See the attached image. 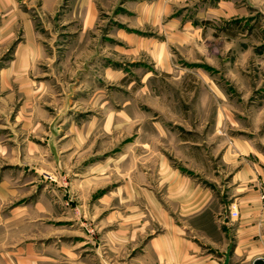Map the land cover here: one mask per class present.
Here are the masks:
<instances>
[{"label": "rangeland", "instance_id": "rangeland-1", "mask_svg": "<svg viewBox=\"0 0 264 264\" xmlns=\"http://www.w3.org/2000/svg\"><path fill=\"white\" fill-rule=\"evenodd\" d=\"M123 1L76 53L72 0H0V27L18 13L0 71L25 64L31 86L0 89V264H166L175 184L223 198L237 170L264 173V13L207 26L179 9L137 52L116 36Z\"/></svg>", "mask_w": 264, "mask_h": 264}, {"label": "crops", "instance_id": "crops-1", "mask_svg": "<svg viewBox=\"0 0 264 264\" xmlns=\"http://www.w3.org/2000/svg\"><path fill=\"white\" fill-rule=\"evenodd\" d=\"M118 2L120 0H72L68 15L73 21L70 23L72 31L78 30L72 39V49L76 53H81L82 48L86 49L95 39L88 40L86 33L95 25L100 8L113 10ZM121 5L120 14L113 16L120 23L116 36L122 42L133 43L137 52L142 50V33L139 32L153 31L156 35V27H176L181 21L170 15L179 9L184 13L195 12L200 20L208 21L207 26L209 22L237 19L248 21L250 26L258 12L264 13V0H124ZM11 6L8 8L9 23L0 27V41L6 40L16 28L18 13L13 3ZM1 8L5 6L0 4V11ZM187 16L183 25L192 27L193 19ZM29 25L30 22L26 28ZM124 27L136 32H128ZM33 38V32H28L25 43L32 44ZM28 49L20 52V59L29 60L34 56L32 49L30 52ZM24 66L18 68L14 63L2 69L0 89L11 91L17 82L26 88L27 82L21 77L27 73ZM18 75H21L19 79ZM10 77L14 79L7 85ZM27 87L30 90L31 86ZM261 165L252 164L237 170L227 186H223L227 189L223 198L215 197L209 189L193 182H184L179 191L175 184L172 189L180 205V214L174 226H170L167 247L159 249L167 257L166 264H223L228 249V264H264V199L261 198L264 173ZM4 185L0 184V189L6 188ZM232 210L236 211V217L231 216Z\"/></svg>", "mask_w": 264, "mask_h": 264}, {"label": "built area", "instance_id": "built-area-1", "mask_svg": "<svg viewBox=\"0 0 264 264\" xmlns=\"http://www.w3.org/2000/svg\"><path fill=\"white\" fill-rule=\"evenodd\" d=\"M261 198L264 199V181L262 182ZM231 216H232V217H236V216H237L236 211L232 210V211H231Z\"/></svg>", "mask_w": 264, "mask_h": 264}, {"label": "water", "instance_id": "water-1", "mask_svg": "<svg viewBox=\"0 0 264 264\" xmlns=\"http://www.w3.org/2000/svg\"><path fill=\"white\" fill-rule=\"evenodd\" d=\"M229 249L227 250V252L224 254V262L223 264H228V261H229Z\"/></svg>", "mask_w": 264, "mask_h": 264}]
</instances>
